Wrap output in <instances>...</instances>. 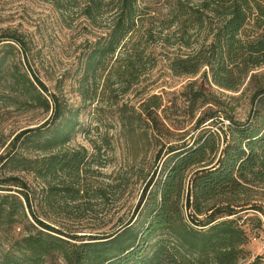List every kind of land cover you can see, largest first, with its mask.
I'll return each instance as SVG.
<instances>
[{
  "label": "trees",
  "instance_id": "16d2710c",
  "mask_svg": "<svg viewBox=\"0 0 264 264\" xmlns=\"http://www.w3.org/2000/svg\"><path fill=\"white\" fill-rule=\"evenodd\" d=\"M73 4H83L94 24L106 17L110 26L81 63L84 104L96 101L101 82L111 96L133 91L157 65L159 44L169 50L174 74L190 79L172 98L138 91V106L130 99L118 104L129 143L135 149L142 140L156 143L157 168L135 212L113 231H68L44 219L35 199L59 210L107 192L85 181L88 150L70 147L80 107L51 91L31 64L32 43L6 30L0 115L14 108L49 116L1 141L0 232L13 243L0 264H239L251 232L264 230V0H166V11L146 9L149 18L140 26L139 0ZM171 48L178 49L174 56ZM15 56L19 61L10 64ZM215 87L250 88L262 109L239 120ZM31 174L40 179L39 191L27 179ZM246 264H264V255Z\"/></svg>",
  "mask_w": 264,
  "mask_h": 264
},
{
  "label": "rangeland",
  "instance_id": "374dc122",
  "mask_svg": "<svg viewBox=\"0 0 264 264\" xmlns=\"http://www.w3.org/2000/svg\"><path fill=\"white\" fill-rule=\"evenodd\" d=\"M74 2L84 3L85 0H0V39L6 30L22 33L36 52L31 64L51 91H62L75 107H80L81 124L70 147H85L88 150L89 162L83 171L85 181L94 188L104 187L107 192L106 196L98 198L90 194L83 202L59 210L46 204L40 205L36 198V209L44 219L68 231L109 232L135 212L147 178L157 168L156 143L147 145L142 140L135 149L121 132L117 109L128 99L138 106L141 99L136 95L138 91H142V96L163 94L172 98L190 77L174 74L167 58L169 50L159 44L153 48L157 65L133 91L119 97L111 96L104 91L101 82L96 101L84 104L79 92L83 75L81 63L91 43L100 36H106L110 26L104 22L105 19L109 21L106 17L94 24L82 13L83 4L75 6ZM148 8L153 10L154 15L165 12L166 0H139V26L147 22L149 17L144 16V13ZM8 42L0 43V54L6 51L4 46ZM170 51H173L170 56H174L178 49L171 48ZM20 58L27 69L23 57ZM9 59L10 64L19 61L18 56ZM212 92L226 103L227 109L239 120L252 119L262 109L258 100L253 102L250 88L233 92L215 87ZM2 112L0 153L4 150L1 146L3 139H8L23 128L41 124L49 116L42 111L14 108ZM225 123L229 124L228 121ZM159 166L158 171L161 170V162ZM27 179L32 187L38 191L41 189L40 179H36L33 174L27 175ZM44 211L49 216H44ZM30 220L34 222L32 217ZM12 243L11 237L1 231L0 254L11 249ZM245 251L246 256L239 264H246L256 256L264 255V230L251 232Z\"/></svg>",
  "mask_w": 264,
  "mask_h": 264
}]
</instances>
